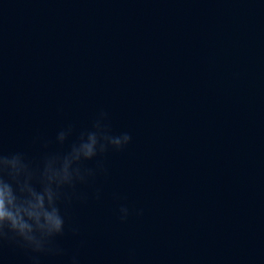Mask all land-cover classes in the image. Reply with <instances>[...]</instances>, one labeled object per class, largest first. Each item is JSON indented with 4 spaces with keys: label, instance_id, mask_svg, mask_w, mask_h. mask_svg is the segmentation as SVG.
<instances>
[{
    "label": "water",
    "instance_id": "1",
    "mask_svg": "<svg viewBox=\"0 0 264 264\" xmlns=\"http://www.w3.org/2000/svg\"><path fill=\"white\" fill-rule=\"evenodd\" d=\"M100 111L132 142L76 186L80 234L41 264H264V0H0L5 153L37 165Z\"/></svg>",
    "mask_w": 264,
    "mask_h": 264
},
{
    "label": "clouds",
    "instance_id": "2",
    "mask_svg": "<svg viewBox=\"0 0 264 264\" xmlns=\"http://www.w3.org/2000/svg\"><path fill=\"white\" fill-rule=\"evenodd\" d=\"M108 120V113L100 111L91 128L81 130L66 152L45 154L37 165L24 152L5 153L0 143V254L6 247H15L29 254L30 264H41L42 255L64 254L56 241L66 230L79 236L77 225L66 224L62 205H70L73 197L86 202L87 195L78 194L76 186L107 175L103 160L97 158L123 151L132 142L129 132L114 134ZM73 132L72 125L61 128L56 142L64 145ZM92 160H97L96 166L86 167L85 162ZM95 195L101 198L99 189ZM118 211L122 223L132 214L126 205ZM135 214L143 215V210ZM70 264H80L78 254Z\"/></svg>",
    "mask_w": 264,
    "mask_h": 264
}]
</instances>
